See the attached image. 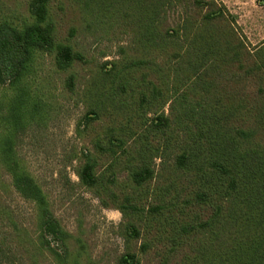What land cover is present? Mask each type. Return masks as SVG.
<instances>
[{
    "label": "trees",
    "instance_id": "1",
    "mask_svg": "<svg viewBox=\"0 0 264 264\" xmlns=\"http://www.w3.org/2000/svg\"><path fill=\"white\" fill-rule=\"evenodd\" d=\"M51 1L29 0V19L0 20V168L35 204L41 237L62 242L60 264H86L15 149L48 116L33 86L39 57L60 70L83 59L57 37ZM73 2L87 27L130 37L82 90L84 130L95 132L76 168L123 215L117 264L150 254L157 264H264V41L250 49L222 1Z\"/></svg>",
    "mask_w": 264,
    "mask_h": 264
},
{
    "label": "rangeland",
    "instance_id": "2",
    "mask_svg": "<svg viewBox=\"0 0 264 264\" xmlns=\"http://www.w3.org/2000/svg\"><path fill=\"white\" fill-rule=\"evenodd\" d=\"M28 2L0 0V20L16 19V16L20 20L29 19ZM251 2L254 7L264 6V0ZM51 7L57 37L71 43L82 53L83 59L75 62L71 69L60 70L50 55L39 57L33 86L48 102V116L44 115L43 120L19 133L15 149L47 196L56 220L76 240L83 241L82 246L74 240L72 246L74 250L83 247L84 263L117 264V258L126 251L120 226L123 215L120 210L104 205L90 189L82 186L76 168L81 153L91 148L95 132V128L91 133L84 130L87 109L81 98L82 90L88 77L98 68H111V63L120 57V47L126 45L130 37L122 34L123 29L118 27L96 24L87 27L73 0H52ZM181 11L178 7L175 17ZM236 26L245 35L250 49L264 41L263 17L245 15L237 19ZM11 183V176L0 168V264L62 263L55 255V252L63 254L62 242L49 234L41 237L35 204L24 199ZM133 247L135 249L136 245ZM141 257L142 264H157L154 254Z\"/></svg>",
    "mask_w": 264,
    "mask_h": 264
},
{
    "label": "crops",
    "instance_id": "3",
    "mask_svg": "<svg viewBox=\"0 0 264 264\" xmlns=\"http://www.w3.org/2000/svg\"><path fill=\"white\" fill-rule=\"evenodd\" d=\"M222 2L226 5V7L228 8L229 12L234 17V19H236V22L238 18L245 15H249V17L251 16L256 19L260 17L264 18V6L258 7L256 5L254 7L252 6L251 0H222ZM238 22L240 23L239 20ZM257 31L261 32V30H257Z\"/></svg>",
    "mask_w": 264,
    "mask_h": 264
}]
</instances>
